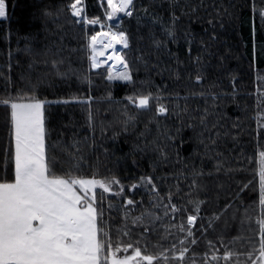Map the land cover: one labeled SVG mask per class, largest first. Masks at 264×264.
Here are the masks:
<instances>
[{
    "label": "snow or ice",
    "instance_id": "snow-or-ice-1",
    "mask_svg": "<svg viewBox=\"0 0 264 264\" xmlns=\"http://www.w3.org/2000/svg\"><path fill=\"white\" fill-rule=\"evenodd\" d=\"M168 4L171 15L167 22L156 13H150L147 7H141L137 0H106V6L104 0H100L103 14L92 17L86 11L85 0H66L55 9L50 6L38 9V18L44 29H61L62 17L68 23L80 25L81 31H85L83 48L87 52L89 70L107 65L106 80L122 82L131 89L121 100L113 99L111 93L108 95L110 103L123 105V119L119 121L120 128L114 137L134 130L139 113L154 111L156 117H166L170 111L163 103L159 88L152 92L137 87L138 78L123 52L131 49L129 32L123 27L124 18L135 20L138 27L149 22L153 26L159 25L162 38L152 37L158 50H167L169 43H178L177 24L182 16L189 13L182 11L178 16L176 0H168ZM237 8L244 13L243 19L251 22L255 57L256 23L264 28V0H244L240 5L233 0L228 6L221 4L218 9L213 6L215 15L207 20L211 31L204 30L208 33V40L200 38L199 51L212 55L210 44L218 38L216 27L218 24L223 27L225 17L242 19L235 11ZM13 16L9 15L8 0H0V23L11 25ZM86 26L91 28L86 30ZM18 38L25 41V47L18 51H23L29 58L27 67L19 75L18 87L13 86L11 90L5 89L0 93V109L7 116V143L0 149V264H264V144L258 141V151L251 158H246L251 164L253 180L242 184L222 207L218 206L208 216L201 215L211 200L209 190L199 181L205 175L203 169H191L192 179L187 190L177 182L162 191L163 184L158 185L156 177L146 174L141 175L137 183L127 186L115 174L102 175L94 171L85 175L79 142L48 143L45 110L50 101L43 98L42 92L50 85L49 75H66L61 70L63 59L56 55L48 59L47 50L41 53L34 46L35 36ZM196 41L194 33L184 34L188 59L198 66L196 83L200 84L203 58L201 55L192 57ZM261 51L264 52V48ZM41 55L45 57L41 61L45 70L34 73V65L38 63L36 57ZM169 55L174 54L169 50ZM137 60L148 67L143 55ZM152 68L156 69L157 65L153 64ZM256 79L257 114L254 120L257 131L264 136V75L258 74ZM84 80L91 84L87 76ZM140 84L143 85L144 81ZM199 95L205 96V93ZM211 98L219 108L215 102L221 97L212 95ZM90 100L88 98L81 103H90ZM130 109H135L136 114H132ZM210 115L213 113L205 108L199 117L202 127H207ZM91 119L89 114L90 124ZM187 126L193 127L191 124ZM181 131L177 128L176 135L164 134L174 149ZM153 145L152 150L159 153L160 162H166L168 152L155 142ZM57 151L61 153L59 157L49 155V152ZM233 171L236 169L225 167L222 161L215 165L217 176L221 173L230 175ZM257 184L258 197H254L251 204L234 207V201L241 199V193L250 186L252 191H257ZM138 188L149 193L147 206L143 200L137 201L128 195ZM219 189H223L222 184ZM201 192L205 193L203 197ZM215 195L219 199L221 192L217 191ZM114 200L119 201L118 206ZM137 209H140L139 214H135ZM121 212L123 215L114 225L113 214ZM225 217L238 221L241 228H246L251 235L234 237L232 244H226L223 236L207 239L209 230L214 232L217 223ZM197 232L205 239V250L200 253L196 251L199 243ZM154 234L159 237L155 242ZM236 241L241 242V247H234Z\"/></svg>",
    "mask_w": 264,
    "mask_h": 264
},
{
    "label": "trees",
    "instance_id": "trees-1",
    "mask_svg": "<svg viewBox=\"0 0 264 264\" xmlns=\"http://www.w3.org/2000/svg\"><path fill=\"white\" fill-rule=\"evenodd\" d=\"M176 2L179 5L175 9L176 15L180 16L182 11L189 15L181 17L177 24L178 43H169L167 50H158L153 45V36L156 39L162 38L159 25L153 26L149 22L138 27L135 20H123V27L128 30L131 38V49H124L123 52L127 54L134 75L138 78L137 87L152 92L159 88L163 94V103L170 110L166 117H156L154 111L139 113L134 130L130 129L127 135L114 137V133L120 128L119 121L123 119V105L110 103L108 95L111 93L113 99L121 100L131 89L126 88L122 82L107 81V65L97 70H89L87 52L83 48L85 31H81L80 25L68 23L62 17L61 29H44L38 18L39 7L50 6L55 9L66 3V0H8L9 15L13 16V11L15 15L11 25L8 22L0 23V93L5 89L11 90L13 86L18 87L19 75L27 67L29 58L23 51H18L25 47V41L18 37L35 36L34 46L41 53L47 50L48 59L53 55L62 58L61 70L66 73L64 77L49 75L47 79L50 85L42 92L43 98L50 101L45 110L48 143L71 144L74 140L79 142L83 155V174L91 175L94 171L102 175L115 174L126 186L137 183L139 177L146 174L156 177L158 185L163 184L162 191L177 182L187 190L192 179L191 169H203L205 175L199 181L209 190L211 200L201 215L208 216L218 206L222 207L226 199L232 197L242 184L253 180L251 164L246 158H251L258 151V141L264 144V136L257 131L254 120L257 114L256 78L258 74L264 75V52L261 51L264 48V28L260 27L259 22L256 23L254 57L251 22L243 19L244 13L237 8L235 11L242 19L225 17L223 27L218 24L215 29L218 38L210 44L212 55H209L199 51V41L201 37L208 40V33L204 30L211 31L207 20L215 15L213 6L218 9L221 4L228 6L233 0ZM243 2L244 0H235L237 5ZM85 3L89 17L102 16L100 0H85ZM137 3L141 7H147L150 13L154 12L163 17L165 22L170 18L168 0H137ZM104 4L106 6V0ZM192 9L196 11L193 12ZM90 28L91 26H86V30ZM186 32L197 36L192 57L201 55L203 58L200 66L203 79L200 84L196 83L198 66L188 59L187 46L184 43ZM169 50L174 55H169ZM141 55L148 61L147 68L143 62L137 60ZM44 58L43 55L36 57L38 63L34 65V73L45 70L41 62ZM153 64L157 65L156 69L152 68ZM85 76L91 80V84L84 80ZM140 81H144V84L141 85ZM192 93L197 95L193 96ZM199 93H205V96ZM212 95L221 97L215 102L219 104V108L215 107ZM88 98H91L90 103H81ZM185 108L186 111H183ZM205 108L213 113L207 120L206 128L201 126L199 120ZM130 112L136 114L135 109H130ZM89 114L92 117L91 124ZM149 120L153 122L148 123ZM188 124L193 127H188ZM177 128L182 131L177 136V148L174 149L164 134L176 135ZM140 133L144 135L140 136ZM153 142L168 152L169 159L166 162H160L159 153L152 150ZM6 143L7 116L0 109V149ZM54 154L58 157L61 155L58 151L49 152V155ZM217 161H222L225 167L236 171L230 175L221 173L217 176ZM209 172L212 173L211 176L208 175ZM161 177L164 179L161 180ZM221 184L223 189H219ZM217 191L221 192L219 199L215 195ZM128 195L134 196L137 201L143 200L147 206L149 193L145 189L138 188L135 193ZM200 195L203 197L205 193L201 192ZM254 197H258V184L257 191H252L250 186L241 193V199L234 201V207L251 204ZM113 203L119 205L118 200ZM139 211L137 209L135 214H139ZM122 215V212L113 214L114 225ZM209 233L207 239L223 236L226 244H232L234 237L246 238L251 235L246 228H241L238 221L234 222L227 217L222 218L217 223L216 230L213 232L210 229ZM156 239L159 237L154 234L153 242ZM197 239L199 243L196 251L200 253L205 250V239L199 232ZM234 247H241V242L236 241Z\"/></svg>",
    "mask_w": 264,
    "mask_h": 264
},
{
    "label": "rangeland",
    "instance_id": "rangeland-1",
    "mask_svg": "<svg viewBox=\"0 0 264 264\" xmlns=\"http://www.w3.org/2000/svg\"><path fill=\"white\" fill-rule=\"evenodd\" d=\"M109 63H111V62H109Z\"/></svg>",
    "mask_w": 264,
    "mask_h": 264
}]
</instances>
